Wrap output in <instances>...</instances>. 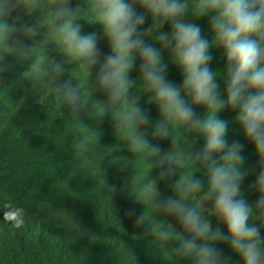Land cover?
Returning a JSON list of instances; mask_svg holds the SVG:
<instances>
[{"label":"clouds","instance_id":"9594fccd","mask_svg":"<svg viewBox=\"0 0 264 264\" xmlns=\"http://www.w3.org/2000/svg\"><path fill=\"white\" fill-rule=\"evenodd\" d=\"M38 7L37 0H0V41H13L6 52L29 54L30 46L13 37L36 33L35 23H20V13L31 16ZM45 7V23L67 62H79L89 76L98 66L95 88L110 104L120 105L115 123L126 129L128 150L154 158L137 162L131 182L137 191L135 203L150 206L159 216L174 217L179 229L172 223L161 226L153 217L149 221L157 225L153 235L162 242L174 241L173 254L190 264H233L232 254L220 244H227L243 264H264V0H90L86 9L93 19L88 22L102 25L107 54L96 32L82 33L78 21L85 8L79 4L73 8L71 0H47ZM205 17L211 40L196 22ZM149 18L151 23L144 27ZM166 25L170 31L163 30ZM212 48L223 49V74L210 67ZM44 59L38 57L32 70H38ZM169 63L180 71V84L168 79ZM134 69L139 72L137 79L130 77ZM49 72L59 77L63 65L53 63ZM221 75L226 85L223 94ZM138 82L147 104L159 110L154 122L150 109L142 108L132 95ZM56 91L73 112L86 106L79 85L73 86L71 80L59 84ZM196 106H203L205 112L198 115ZM225 109L238 110L236 120L244 139L254 146L255 179L248 185L249 192L258 194L254 204L241 189L250 174L245 167L246 144L239 139L229 142L228 121L218 115ZM149 127L154 139L170 140V148L151 143ZM201 138L205 143L197 147ZM153 170H158L154 176ZM197 172L206 179L197 177ZM162 182H168L172 195L161 192ZM205 213L216 218L215 227ZM128 215L135 216V209H129ZM24 217V208L4 205L5 223L20 229ZM144 220L145 215H140L136 222Z\"/></svg>","mask_w":264,"mask_h":264},{"label":"trees","instance_id":"16d2710c","mask_svg":"<svg viewBox=\"0 0 264 264\" xmlns=\"http://www.w3.org/2000/svg\"><path fill=\"white\" fill-rule=\"evenodd\" d=\"M37 3L39 7L31 16L20 13V23H35L36 33L32 37L23 33L13 37L30 46L29 54L20 57L6 52L13 41H0V264H190L173 254L174 241L162 242L154 236L157 225L149 223L155 217L161 226L172 223L179 229L175 218L159 216L150 206L135 203L137 191L131 182L138 171L137 162H152L154 158L128 150L126 129L115 123L114 114L120 105L110 104L106 95L95 88L98 66L89 76L79 62H67L45 23L47 0ZM89 3L90 0H71L73 8L79 4L86 9ZM81 18L78 23L82 33L96 32L99 46L107 54L102 25L88 22L93 19L88 9ZM196 22L211 40L208 18ZM150 23L149 18L144 27ZM163 30L170 31V27L166 25ZM148 42L153 41L148 38ZM210 51L214 56L210 67L223 74V49ZM163 55L167 62L168 53ZM41 56L45 59L33 71L32 64ZM53 63L63 65L64 72L59 77L49 72ZM139 63L137 59V69ZM25 72L31 75L26 77ZM167 76L176 84L182 81L180 71L172 63ZM130 77L137 79L138 70L134 69ZM68 80L73 86L79 85L86 101L79 112H73L56 91L59 84ZM218 83L223 94V75ZM132 95L139 98L142 108L150 109L153 122L159 119L158 108L147 104L141 82L133 88ZM195 111L202 115L205 108L196 106ZM237 114L238 110L225 109L218 115L228 121L229 142L239 139L246 144L245 167L250 174L241 189L249 203L254 204L258 194L249 192L248 185L255 179L252 169L257 156L254 146L244 139ZM146 132L151 143L164 150L170 148V140L154 139L150 127ZM204 143L199 139L197 147ZM195 175L206 179L202 172ZM159 188L165 196L172 195L168 182H162ZM7 203L25 209V223L20 229L3 221ZM133 208L136 215L129 216L128 211ZM140 215H145V220L137 224ZM207 218L215 227L216 218ZM218 247L232 254L233 264H243L227 244Z\"/></svg>","mask_w":264,"mask_h":264},{"label":"rangeland","instance_id":"374dc122","mask_svg":"<svg viewBox=\"0 0 264 264\" xmlns=\"http://www.w3.org/2000/svg\"><path fill=\"white\" fill-rule=\"evenodd\" d=\"M210 206H211L210 204L205 205V207H210Z\"/></svg>","mask_w":264,"mask_h":264}]
</instances>
